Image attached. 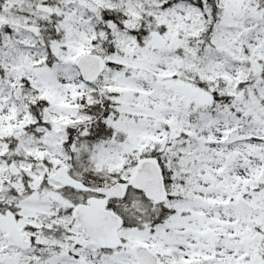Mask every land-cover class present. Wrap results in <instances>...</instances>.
I'll list each match as a JSON object with an SVG mask.
<instances>
[{
    "label": "snow or ice",
    "instance_id": "1",
    "mask_svg": "<svg viewBox=\"0 0 264 264\" xmlns=\"http://www.w3.org/2000/svg\"><path fill=\"white\" fill-rule=\"evenodd\" d=\"M0 264H264V0H0Z\"/></svg>",
    "mask_w": 264,
    "mask_h": 264
}]
</instances>
